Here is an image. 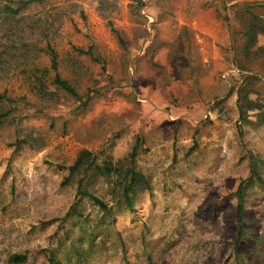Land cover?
<instances>
[{"label": "rangeland", "instance_id": "rangeland-1", "mask_svg": "<svg viewBox=\"0 0 264 264\" xmlns=\"http://www.w3.org/2000/svg\"><path fill=\"white\" fill-rule=\"evenodd\" d=\"M26 1L0 0V264H264V0Z\"/></svg>", "mask_w": 264, "mask_h": 264}, {"label": "trees", "instance_id": "trees-1", "mask_svg": "<svg viewBox=\"0 0 264 264\" xmlns=\"http://www.w3.org/2000/svg\"><path fill=\"white\" fill-rule=\"evenodd\" d=\"M43 0H27L25 2V4H30V3H41ZM141 1V0H140ZM139 1V2H140ZM142 5H144V7L146 6L144 2H140ZM6 10L7 12H11L13 14H17L19 12L18 9H14L13 7L11 6H7L6 7ZM113 31L116 33V35L118 36L119 40L121 41V43L123 44L124 43V38L122 36L121 33H119V31L113 29ZM250 32V31H248ZM255 33H252L249 35L248 33L246 34L247 38L248 36L250 37L248 42L249 43H246L245 44V49H247V54H249L250 52V47L254 44V35ZM249 50V51H248ZM258 53V51L256 52ZM51 55H52V69L54 71L57 72L58 70V63H57V55H56V52H54L53 50H51ZM45 72V71H44ZM54 84L58 86V88H61L62 90L66 91L67 93L75 96L76 98H80L79 95L77 94L76 90L69 84L68 81L66 80H63L61 78L60 75H56L55 76V79H54ZM40 88L42 89L43 93H46V85L45 84H42L40 86ZM247 100H249L248 96L246 95V97L242 96L241 97V101L242 102H246ZM248 108L249 109H255L254 105H252V103L250 102L249 105H248ZM8 113H1L0 112V125H2L5 121V119L8 117ZM91 154L87 151H84L80 154V156L78 157V159L76 160L75 164L73 167H71V171L72 172H75L77 169L81 168L82 165L85 164L86 161L89 160ZM96 169L98 170L99 174H103V175H108V176H111L113 175L114 173H116L118 170L113 167L112 165H106L104 169L102 168H99V167H96ZM135 171H134V168L131 169L129 171V177L131 176V180H130V183H128L127 187L125 188L123 194L121 195L122 196V199L124 200V202L131 208H133V204H132V196L131 194L135 191V186H136V183H137V176L135 175ZM251 179H249L247 181L248 182H251L254 178L256 180V182L260 183L262 186H264V179L260 176V174L258 172H256V170L254 169V166L251 168ZM243 194L241 192H239V203H238V206H237V219L238 221L240 222L241 224V227L239 228V231H238V234H237V238H236V241L234 243V250H237L239 249V246L241 244V241L243 239V236H244V232H245V218H244V211H245V207H244V202H243V198H242ZM95 201L101 206V209H105V210H109L108 209V206L105 205V203H103L101 200H99L98 198H95ZM26 260V257L25 256H16L14 258V261L16 262H24Z\"/></svg>", "mask_w": 264, "mask_h": 264}, {"label": "crops", "instance_id": "crops-1", "mask_svg": "<svg viewBox=\"0 0 264 264\" xmlns=\"http://www.w3.org/2000/svg\"><path fill=\"white\" fill-rule=\"evenodd\" d=\"M154 4H152V5H150L148 8H147V10H148V12H153L154 11V6H153ZM164 17H162V16H160L159 14L157 15V17H156V20L158 21V23L160 22L161 23V21H162V19H163ZM187 29H183V31H186ZM187 32V31H186ZM185 55L187 56V52H186V50H185ZM187 59H189L188 57H186V60ZM188 61V60H187ZM200 63H202V60H201V58L198 60Z\"/></svg>", "mask_w": 264, "mask_h": 264}, {"label": "built area", "instance_id": "built-area-1", "mask_svg": "<svg viewBox=\"0 0 264 264\" xmlns=\"http://www.w3.org/2000/svg\"><path fill=\"white\" fill-rule=\"evenodd\" d=\"M142 2H144V3H146L147 2V0H141Z\"/></svg>", "mask_w": 264, "mask_h": 264}]
</instances>
